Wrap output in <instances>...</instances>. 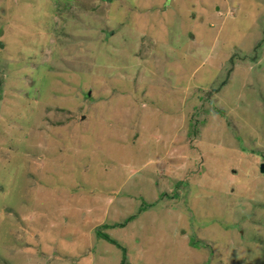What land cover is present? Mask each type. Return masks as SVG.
Segmentation results:
<instances>
[{
  "label": "rangeland",
  "instance_id": "374dc122",
  "mask_svg": "<svg viewBox=\"0 0 264 264\" xmlns=\"http://www.w3.org/2000/svg\"><path fill=\"white\" fill-rule=\"evenodd\" d=\"M55 1L0 0V264H264V0Z\"/></svg>",
  "mask_w": 264,
  "mask_h": 264
},
{
  "label": "trees",
  "instance_id": "16d2710c",
  "mask_svg": "<svg viewBox=\"0 0 264 264\" xmlns=\"http://www.w3.org/2000/svg\"><path fill=\"white\" fill-rule=\"evenodd\" d=\"M56 1H58V0H56ZM56 1H55V2H56ZM60 4L63 6L62 3H60ZM110 31H111V29H110ZM107 33H108V32H107ZM107 33H105V34H106V37H108ZM112 35H115V33H113ZM257 47H258V48L261 47V43L258 44ZM98 61H99V62H97L96 65L99 66V65L101 64V62H100V60H98ZM92 64H93V62H92ZM96 70H98V67L95 68V71H96ZM45 79H46V78H45ZM47 79H48V78H47ZM87 79H88V78H87ZM47 81L49 82V85H50V87H51V83H52V82H50L49 79H48ZM226 84H227V82L224 83V85H226ZM46 91H47V90H45V93H46ZM45 93H44V91L41 89V91H39V93H38V96H40V97L42 98V97L45 95ZM38 96H37V97H38ZM86 97L88 98L89 95L86 94V95H85V99H86ZM59 111H60V110H59ZM102 229H104L103 226L100 227L98 233L96 234L97 237H98L99 239L105 240L106 242H108V243H110V244H112V245H116L115 241H114L109 235H107L106 233H104V231H103ZM104 230H106V229H104Z\"/></svg>",
  "mask_w": 264,
  "mask_h": 264
},
{
  "label": "water",
  "instance_id": "95a60500",
  "mask_svg": "<svg viewBox=\"0 0 264 264\" xmlns=\"http://www.w3.org/2000/svg\"><path fill=\"white\" fill-rule=\"evenodd\" d=\"M91 95V94H90ZM89 95V96H90ZM84 119V118H83ZM261 172L264 174V164L262 165V167H261Z\"/></svg>",
  "mask_w": 264,
  "mask_h": 264
}]
</instances>
